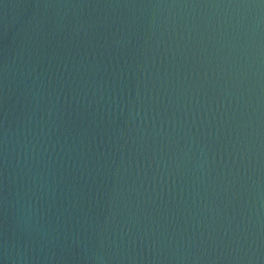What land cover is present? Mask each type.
<instances>
[{
  "label": "water",
  "instance_id": "obj_1",
  "mask_svg": "<svg viewBox=\"0 0 264 264\" xmlns=\"http://www.w3.org/2000/svg\"><path fill=\"white\" fill-rule=\"evenodd\" d=\"M0 264H264V0H0Z\"/></svg>",
  "mask_w": 264,
  "mask_h": 264
}]
</instances>
